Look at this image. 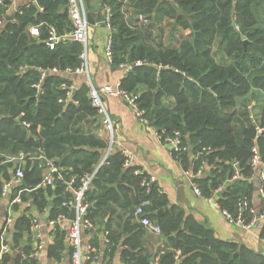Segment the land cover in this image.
I'll return each instance as SVG.
<instances>
[{
	"label": "trees",
	"instance_id": "1",
	"mask_svg": "<svg viewBox=\"0 0 264 264\" xmlns=\"http://www.w3.org/2000/svg\"><path fill=\"white\" fill-rule=\"evenodd\" d=\"M103 2L113 8L112 65H132L120 81L121 87L138 96L140 108L158 131L181 133L182 146L186 148L174 152L176 157L185 161L189 151L197 154L204 147L210 149L194 162L195 167L204 162L213 165L206 178L196 179L203 193L209 195L232 176V161L239 162L245 175H254L250 160L256 144L264 162V131L257 136L249 108L253 101L257 102L260 117L255 112L256 120L264 126V0ZM139 13L151 17L152 22L134 27L132 23ZM5 14L6 8L0 4V19ZM15 18L16 21H7L0 32V152L41 150L46 158L56 161L66 180L76 177L78 186L83 175L95 171L107 146L103 137L83 128L86 119L98 113L97 109L86 88L74 92L72 99L67 98L68 88L63 84H70L64 75H46L39 94L33 86L41 79L42 69L66 70L81 63L82 43L64 39L54 49L47 44L51 29L65 35L73 28L67 0H38L35 5L22 7ZM167 18L191 30L178 46L165 45L154 36L156 26ZM32 26L40 27L38 37L32 35ZM137 60L144 63L134 64ZM22 66L28 68L23 72ZM23 121L31 123V127L24 126ZM67 147L70 151L60 165ZM124 162L122 152L113 151L98 167L93 189L86 196L89 218L113 215L117 211L115 204L128 213L130 220L135 217L136 206L150 200L145 210L156 220L155 204L159 202L164 207L166 199L155 185L149 190L144 188L141 176L134 174L137 167H125ZM41 163L37 160L35 165L39 167ZM252 189L253 183L248 181L233 182L220 202L235 208L238 196L250 194ZM2 193L0 183V196ZM54 194L50 217L67 214L69 208L63 202L72 198V193L61 180L47 188L39 187L30 196L36 205L46 208L48 197ZM157 222L168 238L156 253H161L160 264H264V254L237 242L217 239L210 227L197 223L178 206L163 210ZM30 227L28 216L20 218L15 226L7 222L0 226V248L4 231L6 241L14 230L13 241L8 242L11 252L2 255L0 264H23V255L32 248L19 246L24 231ZM136 227L141 236L144 228ZM127 241L133 249L140 246V250L126 253L125 264H151V254L141 242Z\"/></svg>",
	"mask_w": 264,
	"mask_h": 264
},
{
	"label": "crops",
	"instance_id": "2",
	"mask_svg": "<svg viewBox=\"0 0 264 264\" xmlns=\"http://www.w3.org/2000/svg\"><path fill=\"white\" fill-rule=\"evenodd\" d=\"M37 1L8 0L7 12L12 18L18 9L30 4L35 5ZM87 1L89 13L93 20L87 43L89 76L87 74L64 75L68 78L70 86H74V92L80 88L88 89L89 77L96 86L116 85L129 71L126 68L113 66L105 56V48L110 35V31L103 23L105 2L103 0ZM165 21L166 19L154 29L155 38L161 40L165 45L178 46L180 40L187 37L191 32L190 29L178 26L173 20L169 24V27L173 23L174 26L170 27L173 30L169 33L170 42L167 43L163 36V23ZM143 26L145 25H139V27ZM216 57L220 58V55ZM102 99L114 120L115 144L112 152L123 153L126 151L132 154L133 166L144 169L148 176L155 178L153 185H155L157 192L162 198L167 201L164 207H160L159 202H157L158 204L153 202L155 204L153 212L169 210L172 206H178L185 211V215L192 217L197 223L210 227L217 239L237 242L264 254V239L261 236L260 227L252 230H243L236 227L205 196L195 193L193 184L196 180L191 179L187 172L196 173L203 165L205 167L204 174L198 178H206L213 165L204 162L200 166L195 167L194 162L198 158L192 151H189L188 158L182 161L171 153L168 147L163 145L154 126L145 125L138 119L135 110L125 99L108 94H103ZM252 105H255V107L253 108ZM252 105L249 107L251 118L253 122H257L255 112L260 117L259 105H257L256 101ZM103 126L102 117L100 118L98 113L95 116H89L83 126L85 130L90 129L105 139L107 146L102 151V158L110 143L109 135L104 131ZM43 155L44 153L41 150L28 153L22 150L15 154L0 152V183L3 185V193L0 196V226L4 222H7L9 226H15L16 222L23 216H28L31 219V227L29 231H24V236L19 246L22 248L26 244V246L28 245L32 248L30 253L23 255V264H73L72 248L69 242L71 209H69L67 214L62 213L50 217V207L53 204L55 194L48 197V207L46 208L36 205L30 196L47 172L45 164L41 163L39 167L35 165V162L40 160L39 157ZM21 157H23L22 161H20ZM20 166L25 171H30L31 178L40 179L38 183L32 184V188L28 187L23 179L17 177V168ZM257 171H255L254 177H256ZM256 178L253 183V189L249 194L255 206L259 202L257 192L259 181ZM232 183L227 179L221 184L224 185L225 189L221 196H224ZM181 186H183L182 195L179 194V187ZM5 187L13 189L11 200L6 196L8 191L4 193ZM43 187L47 188L48 186ZM50 201H52L51 205L49 204ZM144 201H148L147 205L151 204L150 200ZM113 205L116 206V213L96 217L92 219L95 228L82 230L84 242L83 263L125 264L126 253H134L140 250V246L133 249L127 241L130 239V241L137 240V242L143 244L147 252L151 254V264H160L161 253L158 255L156 253L160 247L168 242L167 236L162 233L158 234L149 231L136 216L128 220V213L124 214V209L115 204ZM227 208L231 209L230 207ZM233 209L234 207L231 210ZM60 215L65 216V218L63 217L59 220ZM160 219L156 216V220H152L157 222ZM108 224H110V228ZM136 225H141V228H144V233L141 236H139L140 228L136 227ZM103 227L105 228L104 230ZM179 255L180 251H177L176 257L178 258Z\"/></svg>",
	"mask_w": 264,
	"mask_h": 264
},
{
	"label": "built area",
	"instance_id": "3",
	"mask_svg": "<svg viewBox=\"0 0 264 264\" xmlns=\"http://www.w3.org/2000/svg\"><path fill=\"white\" fill-rule=\"evenodd\" d=\"M0 4H3L6 8L5 16L0 19V32L3 30L5 24L9 20L16 21L15 15L17 12L21 13V9H18L15 15L11 18L7 12L8 0H0ZM67 9L69 11L70 19L72 21L73 28L71 31L66 33L65 35H59L54 29L50 30V36L47 39V44L51 49H54L56 45L64 40L70 39L73 41H78L82 43L83 49L80 52L81 63L76 68H67L66 70H59L57 68L53 69H42L41 70V79L33 84L34 87L38 90V94L42 92V83L47 75V73H57V74H87L89 76V59H88V35L91 27V22L89 19V8L87 5V0H67ZM39 10L42 11L43 7H39ZM113 8L109 3L104 4V19L103 23L110 31V35L107 41V45L105 48V56L110 64L113 62ZM152 22L151 17L146 14L139 13L135 21L132 25H149ZM31 33L33 36L38 37L40 35V27L33 26L31 28ZM144 62L141 60H137L134 64L139 65ZM121 68H126V70H130L132 67L131 64H121ZM28 67L22 66L21 71H25ZM64 87L68 88L67 98L72 99L74 93V86H67L63 84ZM103 94H108L111 96H119L127 101V103L135 110L138 119L144 123L145 125L152 126L149 119L145 116V110L141 109L139 103L137 101L138 96L130 93L129 91L123 89L121 87V83L118 82L116 85H102L96 86L93 84L89 77L88 82V96L92 102V105L97 109L98 114L102 117L103 120V128L106 133L109 135V148L106 150L101 162L99 163L100 167L102 164L106 163L110 153L113 150V146L115 144V126L114 120L108 111L102 96ZM62 101V100H60ZM22 124L27 128L31 127V123L28 121H23ZM254 125L257 130V136H259L264 131V126H260L257 122L254 121ZM158 131V130H157ZM159 139L163 143L164 146L168 147L171 153H178L182 149L185 150L186 147L182 146V138L181 133L179 131H174L173 134H166V131L163 129L158 131ZM254 155L250 160V164L254 171H257L256 177L258 178L259 185L257 188L258 192V205L255 206L252 203V200L249 194L242 193L238 196L235 208L233 210L224 207L220 202V192L225 190L224 185L216 187L209 195H205L201 189V187L196 183L193 184V188L196 194L203 195L209 200L216 208L220 209L225 218L235 225L238 228L243 230H252L260 227L261 236L264 239V162L260 157L259 147H254ZM209 148H203V152L200 151L196 154L198 158L201 153L207 152L209 153ZM125 157L124 166L131 167L133 166V156L132 154L124 151L122 153ZM21 157L20 161H22ZM40 160L43 161L47 168L46 175L40 181L39 185L36 186V189L42 186H50L54 185L56 180H61L67 184V190L72 193V198L63 202V205L67 206L69 209H75L76 215L75 219L71 220V228H70V236L69 242L72 248V262L73 264H84L83 263V254H84V242L82 238V230L83 229H93L95 228V224L91 218L88 216L89 212V203L86 200V196L88 191L92 188L96 172L98 167L94 172L86 173L80 178V183L76 186V177H72L71 179L66 180L61 167L56 163L55 160L46 158L44 155L39 157ZM231 168L233 169L232 176L229 179L231 182L236 181H248L249 183H254L255 178L254 175L247 176L242 171L240 164L238 161L231 162ZM205 167L202 165L200 169L196 173L187 172V175L196 180L198 177L204 174ZM25 170L20 166L17 168V177L19 179H23ZM135 175H139L142 178L141 185L149 190L153 184L155 183V178L148 176L146 171L141 168H136L134 170ZM256 178V180H257ZM8 187L4 188V193L8 191ZM22 192V191H21ZM225 192V191H224ZM148 201H144L141 205H138L135 210V216L139 219V221L151 232L160 234L162 229L160 225L152 220L146 213L145 206H147ZM65 216L60 215L59 220ZM54 223V222H52ZM6 232L1 236V248H0V259L4 253L10 252L11 247L6 239Z\"/></svg>",
	"mask_w": 264,
	"mask_h": 264
},
{
	"label": "water",
	"instance_id": "4",
	"mask_svg": "<svg viewBox=\"0 0 264 264\" xmlns=\"http://www.w3.org/2000/svg\"><path fill=\"white\" fill-rule=\"evenodd\" d=\"M179 13H180V14H185L183 11H180ZM89 19H90V22L93 23V20H92V16H91V14H89ZM244 44L246 45V41L244 42ZM47 75H49V73H47ZM61 75H64V74H61ZM0 117H2V116L0 115ZM100 118H101V116H100ZM66 150H67L66 153L64 154V156H63V157L60 159V161H59V164H60V165L62 164L64 157L69 153L70 148L67 147ZM25 168H26V165H25ZM23 180H24V183H25L26 185H28V186H31L32 184H34V183H38V182L40 181L39 178H37V179H33V178H31V173H30L29 170H26V171H25V173H24V177H23ZM224 191H225V190L221 191V192H220V195H223ZM179 192H180L179 194L182 195V193H183V186L179 187ZM12 193H13V189H11V188L8 189V194H7L6 196H7V198L10 199V200H11V198H12ZM49 204L51 205V204H52V201H50ZM155 214H156V215L158 216V218L160 219L161 216H162V214H163V210H159V211L155 212ZM75 215H76V211H75V209L73 208V209H71L70 220H74V219H75ZM104 229H105V228L103 227V230H104ZM13 237H14V230L12 229V230H11V233L9 234V236H8V238H7V240H8L9 243H11V242L13 241ZM14 254H16V253H14Z\"/></svg>",
	"mask_w": 264,
	"mask_h": 264
},
{
	"label": "rangeland",
	"instance_id": "5",
	"mask_svg": "<svg viewBox=\"0 0 264 264\" xmlns=\"http://www.w3.org/2000/svg\"><path fill=\"white\" fill-rule=\"evenodd\" d=\"M173 20H171L170 18H167L166 21L163 23V27H164V33H163V36L165 37V42L169 43L170 40H169V33L173 30L172 28L170 29V27H173L174 26V23L172 25H170L169 27V24H171ZM156 34V33H155ZM246 41V45L245 47H247L248 45V40L245 39L244 42ZM252 100V99H251ZM252 102V101H251ZM252 104H254V101L252 102ZM255 112V111H254Z\"/></svg>",
	"mask_w": 264,
	"mask_h": 264
}]
</instances>
